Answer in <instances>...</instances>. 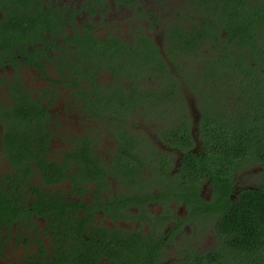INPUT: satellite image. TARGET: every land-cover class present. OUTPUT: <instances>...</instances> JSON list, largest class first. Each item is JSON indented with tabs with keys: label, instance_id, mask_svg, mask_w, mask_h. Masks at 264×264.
<instances>
[{
	"label": "flooded vegetation",
	"instance_id": "1",
	"mask_svg": "<svg viewBox=\"0 0 264 264\" xmlns=\"http://www.w3.org/2000/svg\"><path fill=\"white\" fill-rule=\"evenodd\" d=\"M263 56L264 0H0V264L261 259L225 221Z\"/></svg>",
	"mask_w": 264,
	"mask_h": 264
},
{
	"label": "trees",
	"instance_id": "2",
	"mask_svg": "<svg viewBox=\"0 0 264 264\" xmlns=\"http://www.w3.org/2000/svg\"><path fill=\"white\" fill-rule=\"evenodd\" d=\"M262 62L264 63V56ZM235 64L236 63H230V66H235ZM215 67L216 65L214 66V68ZM209 68L210 70H212V67ZM240 68L247 70L251 69V66L250 63L247 62L243 63ZM262 110L248 109L246 110V112L242 111L238 116L239 120H237L236 123H233V125H236V130H238V132H241L242 134L235 135L232 139L236 140L238 142V145L241 140H244V145L246 146L245 151H248L250 149L257 150L256 153H259L258 158L261 161L260 164L261 166H264V124H262V126L258 130H253L251 128V121L253 120L252 118H254L251 116L256 113H260ZM261 116H263L264 118V112L261 113L260 117ZM249 132H251V134ZM228 145L229 149H231L232 143H228ZM238 145L234 149H239ZM225 201L227 202V200L223 198L220 202ZM0 212H2L1 208ZM226 216L228 218H226L225 222L228 226L233 224L236 225L239 229H244L248 232L246 238L248 246L256 245L261 248V259L259 258L251 264H264V184L260 185L259 188L255 191L246 192L243 200L240 203L227 210ZM249 232H253L256 236L250 237L249 235L251 233ZM259 233H261L260 236H258Z\"/></svg>",
	"mask_w": 264,
	"mask_h": 264
},
{
	"label": "rangeland",
	"instance_id": "3",
	"mask_svg": "<svg viewBox=\"0 0 264 264\" xmlns=\"http://www.w3.org/2000/svg\"><path fill=\"white\" fill-rule=\"evenodd\" d=\"M254 63L257 64L256 61ZM181 64L183 66L182 67L183 69H187V70H184V71H187V72L189 70L191 71L192 69H197L198 66H199V62H192V61L191 62H183ZM259 64H260V66L258 67V70L264 71V64H262V63H259ZM262 75H264V73ZM249 77H250V79H255L254 76H249ZM243 78L245 79L246 77H243ZM262 84L264 86V83H262ZM251 85H260V83H255L254 81H251V84L249 86H251ZM202 108L203 107H201V105L198 106V110L199 109H202ZM230 112H232V114H238L240 112V110L239 111H237V110H231ZM262 112H264V110H262L260 113H256V114H254V115L251 116V117H254V119H253L254 122L251 124V128L253 130H258L262 126V124H264V118H263V116L260 117V115H261ZM222 119L228 121L227 120L228 119V116L222 117ZM222 125L223 124H215L216 131H220V128L222 127ZM210 130H211V128L210 129L207 128V133H206V134H208L207 137L209 139H210V133L213 132V130L212 131H210ZM222 135H223V133H222ZM257 154H259V153H257ZM255 158L257 159V161H256V163L252 164V166H255V165L261 163V161L259 160L258 157H255ZM248 167H250V166H248ZM253 182H255V183H264V171L258 172L256 175H253L252 177H247V181H246L247 184H253Z\"/></svg>",
	"mask_w": 264,
	"mask_h": 264
}]
</instances>
